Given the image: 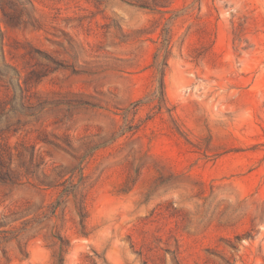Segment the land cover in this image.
Listing matches in <instances>:
<instances>
[{
	"label": "rangeland",
	"instance_id": "obj_1",
	"mask_svg": "<svg viewBox=\"0 0 264 264\" xmlns=\"http://www.w3.org/2000/svg\"><path fill=\"white\" fill-rule=\"evenodd\" d=\"M0 264H264V0H0Z\"/></svg>",
	"mask_w": 264,
	"mask_h": 264
},
{
	"label": "trees",
	"instance_id": "obj_2",
	"mask_svg": "<svg viewBox=\"0 0 264 264\" xmlns=\"http://www.w3.org/2000/svg\"><path fill=\"white\" fill-rule=\"evenodd\" d=\"M163 88H164V85H163V79H161V80H160V90H161V92H162V95L164 94V93H163V92H164Z\"/></svg>",
	"mask_w": 264,
	"mask_h": 264
}]
</instances>
